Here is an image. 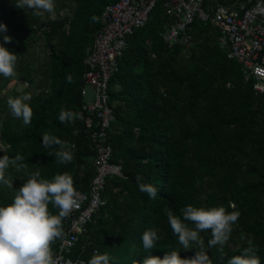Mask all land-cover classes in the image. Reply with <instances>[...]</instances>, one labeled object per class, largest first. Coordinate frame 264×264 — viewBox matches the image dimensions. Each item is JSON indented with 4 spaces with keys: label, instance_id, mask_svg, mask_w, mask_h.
<instances>
[{
    "label": "trees",
    "instance_id": "16d2710c",
    "mask_svg": "<svg viewBox=\"0 0 264 264\" xmlns=\"http://www.w3.org/2000/svg\"><path fill=\"white\" fill-rule=\"evenodd\" d=\"M114 1L55 0L54 12L68 8L70 15L49 18L46 13L42 21L30 9L17 8L15 0H0V22L7 26L6 33L0 32V44L18 56L16 76H0V90L12 79L27 82L29 87L14 92V97L29 94L27 103L33 110L32 123L24 125L11 115L9 98L0 95V156L19 155L18 163L26 166V171L9 166L6 175L13 188L0 184V206L12 203L16 191L37 171L43 179L68 173L76 189L88 188L94 149L80 108L83 59L91 50L104 7ZM166 23L157 3L118 58V70L109 82L114 108L110 143L111 161L122 165L124 176L107 177L105 203L87 226L91 243L80 253L81 238L73 255L80 253L88 261L96 248L99 254L110 255V264H142L148 255L163 258L172 251L192 258L199 249L182 248L164 209L180 215L187 205H223L227 211L235 205L240 216L223 257L216 248L208 249L210 231L200 233L212 264H227L248 247L249 239L264 264V94L255 95L253 80H244L240 65L220 48L217 31L209 23L194 21L188 57L162 40ZM43 25L46 28L40 30ZM4 35L12 40L5 43ZM41 37L47 60L40 66L35 65L31 48ZM62 108L80 116L62 124L58 119ZM45 133L75 145L71 163L60 164L48 155L58 146L45 148ZM137 175L157 188L155 199L139 191ZM49 210L58 212L51 205ZM148 228L158 229L160 236L150 252L141 241Z\"/></svg>",
    "mask_w": 264,
    "mask_h": 264
},
{
    "label": "built area",
    "instance_id": "2783aa9c",
    "mask_svg": "<svg viewBox=\"0 0 264 264\" xmlns=\"http://www.w3.org/2000/svg\"><path fill=\"white\" fill-rule=\"evenodd\" d=\"M157 3H161L167 23L160 32L167 47H179L188 57L194 44L195 20L209 23L217 31L220 48L239 65L245 81L253 80L255 95L264 94V0H116L107 4L100 27L92 34V47L83 59L81 110L84 130L94 149L93 176L86 190L76 189L78 206L64 219V237L52 246L59 264H80V253L91 243L87 235L93 215L105 203L103 192L109 176L123 177L122 165L111 161L110 129L114 108L110 103L109 82L118 70V58L128 37L143 27ZM46 26H41L44 30ZM27 86L28 83L24 82ZM92 89V100L87 88ZM82 241L77 256L73 253ZM98 253L96 248L93 254Z\"/></svg>",
    "mask_w": 264,
    "mask_h": 264
},
{
    "label": "clouds",
    "instance_id": "9594fccd",
    "mask_svg": "<svg viewBox=\"0 0 264 264\" xmlns=\"http://www.w3.org/2000/svg\"><path fill=\"white\" fill-rule=\"evenodd\" d=\"M14 3L17 8L30 9L34 17L52 13L55 8V0H15ZM91 19L93 22L98 21L96 16ZM0 32H7V26L2 22ZM3 40L8 43L12 37L4 35ZM17 62V54L0 44V76L15 77ZM67 81L72 83L73 77L68 75ZM30 99L29 95H21L7 100L11 115L22 119L24 125L32 123L33 110L27 103ZM78 116L80 114L62 108L58 119L62 124H71ZM42 144L49 149L58 146L54 152L48 154L54 155L58 163L68 164L73 161L74 144H67L50 133L42 136ZM21 159L19 155L14 159L7 155L0 156V184L13 188L12 179L6 172L10 165H16L17 171H26V166L18 163ZM143 180L142 176H136L139 191L146 193L150 199H155L157 188ZM78 198L79 194L70 174H57L52 179H43L38 171L31 173L16 191L12 203L0 206V264H59L51 246L57 239L64 237L63 221L78 206ZM49 205L58 209V212L53 214ZM232 208L233 211H227L223 205L210 208L187 205L180 210V215H175L170 209H164L171 230L182 248L194 247L199 250H196L192 258H181L178 251L167 253L163 258L148 255L142 264H212L200 233L210 231L211 238L207 247L216 248L223 257L224 246L240 216V212L235 210V205H232ZM188 222L192 226H189ZM159 239L158 229H145L141 236L143 249L150 252L156 247ZM111 259L108 253H96L86 264H110ZM80 264L85 262L81 261ZM227 264H261L251 239L248 241V247L244 248L240 255L228 259Z\"/></svg>",
    "mask_w": 264,
    "mask_h": 264
},
{
    "label": "rangeland",
    "instance_id": "374dc122",
    "mask_svg": "<svg viewBox=\"0 0 264 264\" xmlns=\"http://www.w3.org/2000/svg\"><path fill=\"white\" fill-rule=\"evenodd\" d=\"M70 13H71V11L68 8H64V9L59 10V12L53 11L52 13H49V18H55L56 16L70 15ZM45 17H46V13L41 16V20L44 21ZM208 43L211 45L212 40L208 39ZM197 48H198V46H197ZM31 51L33 52L34 57L37 58L35 65H40V66L43 65L45 63V61L47 60V49L45 48L43 37H41L32 46ZM27 87H29V85L26 86L23 81L12 79L5 87H3L0 90V95H4L8 98H13L14 92L22 91L23 89H25ZM32 89L33 88L30 87L31 92H32ZM87 90H88V96H85V100H92V89L88 87ZM0 146H1V144H0Z\"/></svg>",
    "mask_w": 264,
    "mask_h": 264
}]
</instances>
